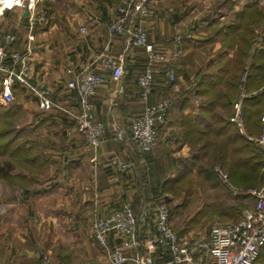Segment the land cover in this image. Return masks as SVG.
Here are the masks:
<instances>
[{
    "label": "crops",
    "instance_id": "crops-1",
    "mask_svg": "<svg viewBox=\"0 0 264 264\" xmlns=\"http://www.w3.org/2000/svg\"><path fill=\"white\" fill-rule=\"evenodd\" d=\"M28 2L26 0L24 6L15 2L12 8L0 6V51L7 54L4 60L7 67L16 69L8 58L9 52L17 50L25 54L30 50L29 75L33 81L47 84L55 100L74 108L79 97L74 89L66 86V82L88 66L102 72L95 56L104 48L116 55L121 54L124 75L112 80L105 73L106 82L98 86L91 97L95 118L104 122L106 127L100 146L94 150L86 146L74 122L68 121L62 113L55 109H39L36 98L26 87L15 84L13 102L2 104L1 91L8 73L0 70V111L4 108L0 112V120L7 122V128L2 133L12 139L8 144V153L3 156L10 159L12 146L20 152L17 164L13 165L9 176L2 179L9 183L16 179L29 182L23 200L36 203L35 210H29L26 216L16 212L25 220L20 233L22 237L16 233L12 235L0 224V264H11L13 258L23 256L29 259L32 255L36 263H40L44 250L51 251L55 261L62 264H109L107 248L92 238L93 218L104 216L126 203L135 209L134 200L139 189L144 202L136 207L138 220L145 215L153 216L154 221L158 203L165 202L170 206L173 199L177 202L192 195L193 192L180 191L177 198L175 186L189 175L195 178L197 172L202 173L200 169L207 159L206 153L210 152L212 159L218 150L219 115L225 118L226 126L229 125L230 130L227 129L226 133L237 130L231 122H227L229 114H220L218 105H211L208 111V96L197 91L201 89L202 82L218 79L219 67L224 59L233 57L236 45L224 43L226 34L234 24L236 13L252 1L198 0L196 4L200 8L212 11L226 3V10H223L226 13L222 17L216 10V14L211 11L210 14H214L211 17L202 12L184 29L175 24L181 22V14L174 9L170 11L172 7L167 4L170 0H152L157 14L143 22L148 27L149 40L168 58H172L175 32L178 29L191 30V35L184 39V52L174 62L176 80L166 87L173 98L172 105L166 121L158 125V146L149 153L140 152L127 128L131 119L141 114L146 104L164 93L165 63L156 64L153 89L144 100L139 95L136 75L146 62V54L142 47L128 46L127 36L110 35L108 24L115 15L113 12L111 14L112 10L105 1L94 5L98 9L105 7L106 11L99 15L91 11L89 2L63 1L66 8H75L74 15L67 16L66 20L55 16L56 0L38 2L36 9L45 10L47 15L32 27L29 26L28 17L33 10L27 7ZM234 4L237 7H233ZM12 5L8 2L7 6ZM165 12H169L170 16L164 15ZM170 22H175L172 28ZM80 26H85L86 32L80 31ZM8 32L14 35V40L7 44L2 40V35ZM29 35H33V38L29 39ZM250 57L247 64L251 62ZM69 67L75 73H68ZM219 81L225 82V78ZM220 90H225L223 84ZM111 158L134 160V167L119 173L109 164ZM11 160L14 161L13 158ZM214 175L217 176L215 185L228 197L231 194L228 185L221 181L217 173L214 172ZM186 182L190 183V180ZM4 200L13 199L5 197ZM182 213L184 217L187 215L185 210ZM202 213L193 217L195 221L193 218L184 221L176 233L185 238L193 234L195 230L191 229L192 225ZM3 216L0 214V219ZM139 225L136 244L127 252L123 264H138L140 259L144 264H170L169 252L160 246L148 247L155 234L153 224H145L143 220ZM66 234L69 238H66ZM16 236L21 238L24 245L20 249L14 238ZM107 240L109 246L117 241L112 233L107 234ZM21 249L27 253L21 254Z\"/></svg>",
    "mask_w": 264,
    "mask_h": 264
},
{
    "label": "built area",
    "instance_id": "built-area-1",
    "mask_svg": "<svg viewBox=\"0 0 264 264\" xmlns=\"http://www.w3.org/2000/svg\"><path fill=\"white\" fill-rule=\"evenodd\" d=\"M41 1L44 0H34L30 5L29 0L27 4V7L33 10V14L28 17L30 27L37 20H44L47 15L45 10L36 9L38 2ZM25 2L26 0H21L20 6H24ZM15 5L4 6L0 3V6L4 8H12ZM155 15L156 9L152 6V0H119L116 4L115 17L108 24L111 36H127L128 46L142 47L146 54V62L136 75L139 95L144 100L149 97L153 89L157 63H165L163 71L168 86L176 80L174 62L184 52V39L191 35V30L177 31L173 38L172 58H168L164 51L149 40L148 27L143 22L146 18H152ZM80 31L86 32V27L80 26ZM28 38L32 39L33 35H29ZM2 40L7 44L11 43L14 35L11 32L5 33L2 35ZM30 53V50H27L25 54L17 50L9 52L8 58L16 65L14 70L4 64L7 54L3 50L0 51V70L8 73L1 91L2 104L7 105L13 102L15 84L24 86L36 98L39 109L46 111L55 109L62 113L68 121L74 122L86 146L97 149L103 140L106 127L104 122L95 118L94 103L91 97L96 93L98 86L106 82L105 73L112 80L124 75L121 54L108 52L107 47L98 53L95 60L100 63L102 72L95 71L90 66L76 73L72 67L67 69L68 73H75V76L66 82V86L74 89L79 97L78 104L74 108L55 100L51 95L52 89L47 84L33 81L29 75L28 56ZM244 78L245 72L242 75V81ZM244 97V88L240 86L237 97L233 101V112L229 120L240 134L256 142L264 153V113L261 116L260 134L249 136L244 124ZM172 101V96L165 90L157 100L146 104L141 114L131 119L127 130L140 152L148 153L156 146L159 140L158 125L166 121ZM109 164L119 173H125L134 167V160L111 158ZM213 170L221 181L231 188L228 172L223 171L217 164L214 165ZM238 193L251 198L250 205L242 208L239 218L213 224L206 235L192 242L184 240L172 228L169 206L165 202L158 203L155 206L153 221L155 234L149 241L148 247L160 246L169 252L171 254L170 264H257V257L264 245V183L259 187L241 188L240 192L236 188H231L233 196ZM137 227L138 218L132 206L126 203L104 216L94 217L91 234L94 240L107 248L109 264H123L127 252L136 244ZM108 233H112L117 239L111 246L108 245ZM42 259L44 264H50L48 258L43 257ZM139 263L144 264L145 262L140 259Z\"/></svg>",
    "mask_w": 264,
    "mask_h": 264
},
{
    "label": "trees",
    "instance_id": "trees-1",
    "mask_svg": "<svg viewBox=\"0 0 264 264\" xmlns=\"http://www.w3.org/2000/svg\"><path fill=\"white\" fill-rule=\"evenodd\" d=\"M263 21L264 12L255 3L244 6L242 10L236 13L234 24L228 30L224 42L228 46L236 45L234 55L232 58L224 59L219 67L218 79L211 82H202L200 84L201 89L197 91L198 94L208 96V111L211 105H218L221 109V114L227 108H230V104L237 97L240 86H243L245 91L243 99L244 124L249 136H258L260 134L262 126L261 116L264 113ZM259 26V32L253 33L254 27ZM249 56H251V62L247 64ZM244 72L245 78L242 81ZM223 77L225 82H220L219 80ZM221 84H223L225 89L222 92L220 90ZM166 87H168L167 84H165L163 89L166 90ZM3 111L4 108L0 112ZM219 117L218 136L220 143L218 150L215 151L212 159H210L209 166L201 167L200 171L204 172L206 177L209 178L214 175V172H212L213 164L220 165L221 169L229 174L231 188H236L238 192L244 187L261 186L264 183V159L259 154V152L262 153L261 148L256 142L240 134L237 130H231L229 134L226 133L227 129L230 130L229 125L226 126L225 118H222L221 115ZM6 124L7 122L0 120V178L9 176L13 165L17 164V159L20 157L19 149L13 146L10 151V159L3 156L4 153H8V144L12 141L11 138L9 139L6 136V133H2L7 128ZM229 145H231L230 148ZM12 158L14 161L11 160ZM228 188L230 193L231 188L229 186ZM232 197L239 206L241 205L240 201L250 198L241 193ZM142 202H144V199L138 189L134 200V208L141 206ZM180 204V202L176 203L177 206ZM229 208L234 210V204L229 206ZM171 219L172 209L170 208ZM256 262L257 264H264V246L260 249Z\"/></svg>",
    "mask_w": 264,
    "mask_h": 264
},
{
    "label": "rangeland",
    "instance_id": "rangeland-1",
    "mask_svg": "<svg viewBox=\"0 0 264 264\" xmlns=\"http://www.w3.org/2000/svg\"><path fill=\"white\" fill-rule=\"evenodd\" d=\"M16 4L18 3V0H15ZM20 1V0H19ZM57 2L55 5V16L57 17H63V20H66L67 16H73L74 15V11L75 8L72 9H68L65 7V5H63V1H73V0H56ZM78 2H89L91 3V6H89L91 8L92 12H96L97 15L102 14V11H106L105 7L101 6L99 9L97 8L96 2L99 1H105L106 4L109 6V8H111V14L112 12L116 13V4L119 2V0H76ZM252 1V3H255L256 6L262 10L264 12V0H250ZM196 2H198V0H170L169 6L172 7V9L170 11H172L173 9L176 10V12H178V14L180 13V19L181 22H170V27L172 28L174 23L178 26V28H184L189 26L191 24V22L193 20H195L198 16H200L203 13L205 14H210V13H215L216 11L218 12V14L220 16H224L226 12H223V10H226V3L219 5L216 9L212 10H206L204 8H200ZM0 3H3L2 0H0ZM21 4V1L19 2ZM26 3V2H25ZM31 3V2H30ZM93 4V5H92ZM176 4V6H175ZM224 5V6H223ZM237 5V4H236ZM235 4L233 5V7H237ZM45 9V6H43ZM210 9V8H207ZM216 10V11H215ZM236 10V9H235ZM212 11V12H211ZM157 14V11H156ZM164 15H168V17L170 16L169 12H165L163 13ZM104 15V14H103ZM113 15V17H114ZM161 15V14H158ZM212 16H214V14H210ZM156 16V15H155ZM103 19V18H102ZM263 26H264V21H263ZM259 27H254L253 29V33L259 32ZM177 31H184L181 29H178ZM176 31V32H177ZM189 30H187L188 32ZM175 32V34H176ZM88 34V33H87ZM230 109V111H229ZM219 112H221V109H218ZM224 113H227L228 116V120L229 117L231 116L232 112H233V103H232V108H227L225 111H223ZM229 112V113H228ZM229 122H231L229 120ZM233 124V123H232ZM244 135V134H243ZM245 137H247L246 135H244ZM218 139V144L220 143L219 140V136L217 137ZM159 142V140H158ZM158 142L156 144V146L153 147V149H155L158 146ZM231 145H229L230 148ZM152 149V150H153ZM257 150H259L258 148H256ZM230 151V149H228ZM151 152V151H150ZM149 153V152H148ZM261 157L264 159V154L260 153ZM208 159H205V161H203V167H207L209 166L208 164L210 163V152H207L205 155ZM204 156V157H205ZM219 164V163H218ZM215 165V164H213ZM213 168V167H212ZM221 168V167H220ZM190 180V183L186 182ZM217 180V176L216 175H211L209 178L206 177L205 173L202 172H197L196 173V177H187V178H183L182 179V184H178L176 185V191H177V195L176 197L178 198V194H180V191H186V192H192V195H188L189 197L186 199H182L177 202H180L181 204L179 206L176 205L177 202H174L175 200L173 199L169 204L171 206L172 209H174V215L172 216L171 222H172V226L174 227V229L176 230L177 228H179L183 222H187L188 220H190V218H193L196 214L199 215L200 212H203L200 217H198V219H196V223L194 222V226L192 225L191 229H194V233L193 234H189L185 237H182L184 240L188 241V242H192L193 240L201 237L204 234L208 233V229L214 224V223H222V222H227V221H233L235 219H237L241 213V210L244 206L250 205L251 203V198H248L246 201H240L241 205L239 206L238 204H236L235 199H232V197L230 195H228V197L226 196V193L220 188L217 187V185H215V181ZM29 182L27 183L26 181L23 182H19L18 179L15 180V182L13 183H9L8 181H4L2 178H0V214L4 215L3 218L0 219V224H2L6 230H9V232L12 233V235L14 233H16L17 235L19 234L20 237L21 236V232H22V228L24 226V218H21L22 216H26V212H28L29 210H35V205L36 203L33 202V200H28V201H24L23 200V196L25 194V189L29 188ZM180 185V186H179ZM32 188V187H30ZM224 192V193H222ZM13 194V195H11ZM14 195L16 196V198L14 197ZM148 193L146 195V197H148ZM181 196H185L184 194H182ZM10 198L13 200L10 201H6L4 200V198ZM202 197V198H201ZM192 198V199H191ZM228 203V205H227ZM234 204V210L230 209L229 206H232ZM176 205V206H175ZM199 208V211L198 209ZM228 209V211H227ZM182 210H185V213H187V215L184 217V213H182ZM201 210V211H200ZM19 212L21 215L17 216L16 212ZM134 213L136 214L137 218L139 219V214H138V210L135 208L133 209ZM197 211V213H196ZM146 215H147V211ZM25 214V215H24ZM220 215V216H218ZM222 217V218H221ZM150 218V219H148ZM61 219H63L61 217ZM194 219V218H193ZM143 220L145 221V224L150 223L153 224V216L151 217H147L145 215H143V217L141 218V220H138V224H140L139 226H141V222H143ZM93 221V220H92ZM195 221V219H194ZM216 221V222H215ZM92 224V222H91ZM138 228V227H137ZM177 231V230H176ZM63 235V232H62ZM43 236V235H42ZM189 236H191L190 239ZM50 237V234H49ZM18 242H17V247L20 249V247L24 246L21 238H19L18 236L14 237ZM32 238H34V235L32 236ZM44 238H46V236L44 235ZM66 238H69V236L66 234ZM93 238V237H92ZM264 246V245H263ZM21 254H23L24 252L27 253L25 250L23 251L22 249L19 250ZM24 255V254H23ZM33 256V255H32ZM30 257L29 259H26V257H18L16 259L13 258L12 262H10L11 264H44L43 262V257L48 258L50 261V264H62L60 262H56L55 259L53 258L52 252L48 251V250H44L41 255H40V263H36V259H34L33 257ZM1 264H6V263H1Z\"/></svg>",
    "mask_w": 264,
    "mask_h": 264
},
{
    "label": "bare ground",
    "instance_id": "bare-ground-1",
    "mask_svg": "<svg viewBox=\"0 0 264 264\" xmlns=\"http://www.w3.org/2000/svg\"><path fill=\"white\" fill-rule=\"evenodd\" d=\"M3 1V4H4V6H7L8 5V2L12 5V4H14L16 1L15 0H2ZM21 1V0H20ZM19 0H18V2H20ZM31 1V5L33 4V2H34V0H30Z\"/></svg>",
    "mask_w": 264,
    "mask_h": 264
}]
</instances>
